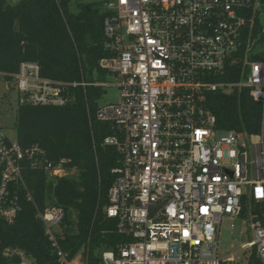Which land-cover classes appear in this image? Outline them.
Returning a JSON list of instances; mask_svg holds the SVG:
<instances>
[{"label":"built area","instance_id":"1","mask_svg":"<svg viewBox=\"0 0 264 264\" xmlns=\"http://www.w3.org/2000/svg\"><path fill=\"white\" fill-rule=\"evenodd\" d=\"M262 0H107L99 69L115 84L82 79L66 82L42 76L37 63L23 62L12 82L20 102L64 107L74 90H120L117 103L100 104L96 121L107 124L103 146L120 156L112 169L107 218L123 240L101 253V264H234L218 254L224 217L243 218L264 264V26ZM245 33L247 34L245 37ZM242 50V55L237 53ZM239 64L240 78L225 81ZM4 76V74H0ZM5 77V76H4ZM249 91L261 105L259 132L223 131L207 108V95ZM49 178L73 171L54 163L38 146L23 151L0 129V216L12 222L20 211L18 186L26 188L22 166ZM31 200V194H27ZM59 264H88L87 252L70 256L58 228L64 212L38 210ZM20 251L9 249L4 259ZM1 264V263H0Z\"/></svg>","mask_w":264,"mask_h":264},{"label":"trees","instance_id":"2","mask_svg":"<svg viewBox=\"0 0 264 264\" xmlns=\"http://www.w3.org/2000/svg\"><path fill=\"white\" fill-rule=\"evenodd\" d=\"M264 3V0H262ZM71 0H0V74L12 81L23 62L37 63L44 77L66 82L92 80L101 74L104 14L92 6L69 10ZM247 34L245 33L244 37ZM242 55V50L237 53ZM240 66L227 68L225 81H237ZM73 104L35 106L21 103L17 110V142L23 151L41 148L47 160L65 161L64 167L78 172L76 178H49L44 170L32 168L25 159L26 188L18 186L20 211L12 222L0 216V263L18 264L9 249L22 252L31 264H59L38 210L56 206L64 219L58 228L62 249L75 256L87 252L88 264H101V253L114 249L123 237L116 232V221L105 215L108 191L113 183L112 169L120 156L103 146L108 125L96 121L101 89H75ZM207 108L216 116L223 131L259 132L261 105L249 91L207 95ZM32 199L29 200L27 194ZM264 220V206L258 207ZM247 264H262L255 251Z\"/></svg>","mask_w":264,"mask_h":264},{"label":"rangeland","instance_id":"3","mask_svg":"<svg viewBox=\"0 0 264 264\" xmlns=\"http://www.w3.org/2000/svg\"><path fill=\"white\" fill-rule=\"evenodd\" d=\"M107 0H71L69 10L72 13L80 11L81 6H92L93 9L104 12V5ZM263 14L259 21L264 26V4L261 8ZM97 80L115 84V78L108 72L96 75ZM7 81L0 76V129L11 140L17 139L16 122L17 110L19 106L20 94L14 82L12 87H8ZM120 100V90L115 85L102 88L100 104L117 103ZM78 172L71 171L68 177L76 178ZM218 254L221 259H225L231 254L235 258L234 264H247L252 250H243L242 245L251 240L249 227L243 218L232 220L224 217L219 228Z\"/></svg>","mask_w":264,"mask_h":264},{"label":"water","instance_id":"4","mask_svg":"<svg viewBox=\"0 0 264 264\" xmlns=\"http://www.w3.org/2000/svg\"><path fill=\"white\" fill-rule=\"evenodd\" d=\"M8 87L10 88V87H11V85H10V84H8Z\"/></svg>","mask_w":264,"mask_h":264}]
</instances>
